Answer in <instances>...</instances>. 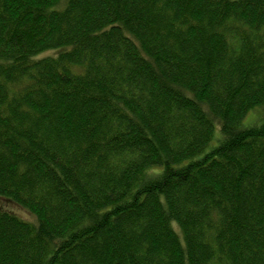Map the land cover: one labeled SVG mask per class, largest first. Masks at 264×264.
<instances>
[{
    "label": "trees",
    "instance_id": "obj_1",
    "mask_svg": "<svg viewBox=\"0 0 264 264\" xmlns=\"http://www.w3.org/2000/svg\"><path fill=\"white\" fill-rule=\"evenodd\" d=\"M256 109L264 0H0V264H264Z\"/></svg>",
    "mask_w": 264,
    "mask_h": 264
},
{
    "label": "rangeland",
    "instance_id": "obj_2",
    "mask_svg": "<svg viewBox=\"0 0 264 264\" xmlns=\"http://www.w3.org/2000/svg\"><path fill=\"white\" fill-rule=\"evenodd\" d=\"M54 54H56L55 51H52V52H49V53H45V55H50V56H52ZM41 57H43V56L41 55L40 58ZM262 115H264V112L262 110L256 109V111H254L251 115H249V117L246 120V123H254L258 119H260V117ZM262 120H264V117L262 119L258 120L256 125L261 124ZM0 209L7 210L11 214H13L14 216L16 215L18 218H20L22 220L30 221V222L33 221L32 216L27 211H24L23 209H20L18 206L12 204L11 202H9V201H7L5 199L4 200L0 199ZM174 226H176V225H173V228H174ZM177 232H178V229H177Z\"/></svg>",
    "mask_w": 264,
    "mask_h": 264
}]
</instances>
